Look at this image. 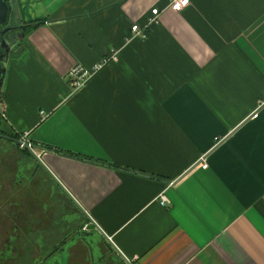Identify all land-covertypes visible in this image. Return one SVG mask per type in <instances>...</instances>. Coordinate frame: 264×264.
Segmentation results:
<instances>
[{
  "label": "crops",
  "instance_id": "obj_1",
  "mask_svg": "<svg viewBox=\"0 0 264 264\" xmlns=\"http://www.w3.org/2000/svg\"><path fill=\"white\" fill-rule=\"evenodd\" d=\"M14 2L16 23H38L7 61L2 112L121 254L264 264V0Z\"/></svg>",
  "mask_w": 264,
  "mask_h": 264
},
{
  "label": "flooded vegetation",
  "instance_id": "obj_2",
  "mask_svg": "<svg viewBox=\"0 0 264 264\" xmlns=\"http://www.w3.org/2000/svg\"><path fill=\"white\" fill-rule=\"evenodd\" d=\"M11 11L12 5L0 24V53L9 46V57L25 36ZM24 131L7 122L0 97V264H127L67 201L41 157L35 153L33 159V142L22 139ZM80 231L91 235L100 249L81 244Z\"/></svg>",
  "mask_w": 264,
  "mask_h": 264
},
{
  "label": "built area",
  "instance_id": "obj_3",
  "mask_svg": "<svg viewBox=\"0 0 264 264\" xmlns=\"http://www.w3.org/2000/svg\"><path fill=\"white\" fill-rule=\"evenodd\" d=\"M189 0H168V7L173 11H180L184 6L188 5ZM161 10L158 8L151 9L150 14L146 16L144 19L143 24L140 23H133L130 26V33L128 35L129 39L133 38H145L147 30L154 24H157L159 22V16H160ZM111 57H113V52L111 54ZM105 59L99 61L98 63L94 64L89 69H82V68H73L70 70L69 75L73 78L71 80L72 85L77 89L81 85L84 84V82L91 77L96 71H98L104 64ZM40 114L43 115V111H40ZM257 113L254 112L252 114V117H256ZM22 139L26 140L28 143H31V140L29 139V130H25L22 134ZM37 156L41 157V151L35 152ZM201 159V167L206 168L207 163L205 162V159L203 157ZM158 201L161 205H165L169 202L168 198L165 196V194L162 192L158 196ZM87 214V213H86ZM88 215V214H87ZM91 222V221H90ZM86 225H84L83 229H85ZM110 239V238H109ZM126 258V257H125ZM137 259V256H133L131 258H126L130 264L134 260Z\"/></svg>",
  "mask_w": 264,
  "mask_h": 264
},
{
  "label": "water",
  "instance_id": "obj_4",
  "mask_svg": "<svg viewBox=\"0 0 264 264\" xmlns=\"http://www.w3.org/2000/svg\"><path fill=\"white\" fill-rule=\"evenodd\" d=\"M11 9V5L9 4V0H0V24H3L6 19L8 18V12H10ZM9 52V46H6V48L2 49L1 53H0V64L2 67H0V90L2 88V84L4 81V77H5V72H6V64L9 58L8 55ZM17 144H20V141H16ZM26 145V144H25ZM36 150H40V151H45V150H50L47 147H42L40 145H36L34 143H32V149H31V153L33 156V159H36L35 157V152ZM41 162V161H40ZM45 169V171L47 172L48 176L50 178H54L58 185L61 187L62 191L66 194V196L69 198V200L76 206L77 209H79L80 211H82L84 213V215L86 217L89 218V216L86 214V212H84L80 206L75 202V200L70 196V194L62 187V185L60 184V182L53 176V174L48 170V168H46V166L41 163ZM90 219V218H89ZM91 220V219H90ZM94 229H95V233L100 235L101 237H103L105 239V241H107V243L110 245L111 249L113 252H116V254L122 258V260H124L127 264H130V262H128L125 258L124 255L121 254V252L116 248V246L111 242V240L108 238L107 235H105L102 230L91 220ZM92 234V233H91ZM91 235H86V237H84V233L82 231L79 232V240L84 243L86 246L91 247V248H96L97 250L100 249V246L97 245L96 240L93 237H90Z\"/></svg>",
  "mask_w": 264,
  "mask_h": 264
},
{
  "label": "rangeland",
  "instance_id": "obj_5",
  "mask_svg": "<svg viewBox=\"0 0 264 264\" xmlns=\"http://www.w3.org/2000/svg\"><path fill=\"white\" fill-rule=\"evenodd\" d=\"M10 2H11V5H12V11H11V15L13 16V18H14V10H15V2H14V0H10ZM16 21V20H15Z\"/></svg>",
  "mask_w": 264,
  "mask_h": 264
},
{
  "label": "trees",
  "instance_id": "obj_6",
  "mask_svg": "<svg viewBox=\"0 0 264 264\" xmlns=\"http://www.w3.org/2000/svg\"><path fill=\"white\" fill-rule=\"evenodd\" d=\"M37 23H38V22H35V23H32V24H30V25H28V26H25V27H24L25 33H26L27 31H29V29H30L31 27L37 25Z\"/></svg>",
  "mask_w": 264,
  "mask_h": 264
}]
</instances>
